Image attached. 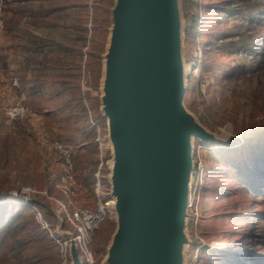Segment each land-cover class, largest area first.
I'll return each mask as SVG.
<instances>
[{
	"label": "rangeland",
	"instance_id": "374dc122",
	"mask_svg": "<svg viewBox=\"0 0 264 264\" xmlns=\"http://www.w3.org/2000/svg\"><path fill=\"white\" fill-rule=\"evenodd\" d=\"M114 2L1 1L0 205L15 208L0 224V264H61L53 237L34 219L37 208L55 230L57 200L65 198L49 141L70 149L71 201L94 204L93 123L105 134L100 95ZM174 9L178 54L190 63L181 104L212 136L190 137L204 178L197 216L185 209L178 264H264V160L256 175L250 159L253 144L264 158V0H174ZM19 104L24 112L9 117ZM22 186L34 188L30 205L20 201ZM115 227L109 214L93 231L97 262Z\"/></svg>",
	"mask_w": 264,
	"mask_h": 264
},
{
	"label": "water",
	"instance_id": "95a60500",
	"mask_svg": "<svg viewBox=\"0 0 264 264\" xmlns=\"http://www.w3.org/2000/svg\"><path fill=\"white\" fill-rule=\"evenodd\" d=\"M111 21L100 110L114 146L108 180L118 223L99 264H178L190 137L212 136L181 104L174 0H115ZM68 258L78 264L72 242Z\"/></svg>",
	"mask_w": 264,
	"mask_h": 264
},
{
	"label": "built area",
	"instance_id": "2783aa9c",
	"mask_svg": "<svg viewBox=\"0 0 264 264\" xmlns=\"http://www.w3.org/2000/svg\"><path fill=\"white\" fill-rule=\"evenodd\" d=\"M0 0V5H1ZM22 104L11 106L6 111L9 117H14L18 113L24 112ZM94 127V141L96 143V158L97 164L93 172V185L92 194L95 198L94 204L91 205H76L71 201V198L76 195V182L74 178L73 160L69 147L57 140L49 141V145L57 152L59 156V183L58 188L65 197L58 199L57 208V223L60 224L59 230L61 232H68L70 237L65 234H60L57 230H51L46 221L43 220L40 211L36 208L34 212V219L40 224L41 227L47 229L49 234L53 237L56 245L58 246L61 264H67L68 248L70 242L75 247L78 264H99L91 249V240L93 231L98 225L110 214V207L101 203L104 193L109 191L108 173L110 165L108 158L105 157V151L108 152L110 158L109 148L106 145V132L100 135V128L97 124L93 123ZM105 128V127H104ZM43 140L46 136L41 135ZM104 141V142H101ZM192 168L187 191V200L185 209L190 216L196 217L198 214V200L202 180L204 178V164L202 158L199 156L197 150H193L191 155ZM34 188L30 186H22L19 189V198L21 203L30 205V192ZM36 191V190H35Z\"/></svg>",
	"mask_w": 264,
	"mask_h": 264
},
{
	"label": "bare ground",
	"instance_id": "6f19581e",
	"mask_svg": "<svg viewBox=\"0 0 264 264\" xmlns=\"http://www.w3.org/2000/svg\"><path fill=\"white\" fill-rule=\"evenodd\" d=\"M189 65H190V63H186L182 59L179 60V70H180L181 79L184 78L185 74L188 72ZM102 94H104V91H103ZM101 105H103V104H101ZM104 118H105L106 128H107V130H109L108 116L105 114ZM199 137H201V136H199ZM202 137H205V135H203ZM209 138H211V137H209ZM106 145L109 148V150L111 152H113L114 146H113V144H112V142H111V140L109 138H107ZM188 154H189V150H188ZM111 163H112V158L110 157V159L108 160V164L111 165ZM104 195H106V196L102 197V199L100 201H101L102 204H104V205H106V206L111 208L110 209V216L112 214L113 217H115L116 226H117L118 213H117V210H116V195L111 191L110 187H109V191H107V193H104Z\"/></svg>",
	"mask_w": 264,
	"mask_h": 264
},
{
	"label": "trees",
	"instance_id": "16d2710c",
	"mask_svg": "<svg viewBox=\"0 0 264 264\" xmlns=\"http://www.w3.org/2000/svg\"><path fill=\"white\" fill-rule=\"evenodd\" d=\"M251 155H250V159L252 157H256V161H254L253 163L255 164L254 165V173L257 175L259 174L260 172H262V167L260 166V164L257 162L259 161L260 163H262V160H264L263 156L260 154V151L261 149L259 148V146L257 144H253L251 146ZM13 208L15 207H12L10 210V212H6V204H2L0 205V224H5L7 223V220L6 219H10L11 216L14 215V210ZM3 214H7V217L5 219H1V217L3 216Z\"/></svg>",
	"mask_w": 264,
	"mask_h": 264
}]
</instances>
